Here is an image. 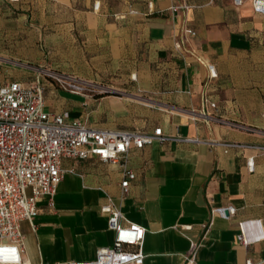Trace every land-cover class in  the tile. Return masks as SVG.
Here are the masks:
<instances>
[{
  "label": "crops",
  "instance_id": "crops-1",
  "mask_svg": "<svg viewBox=\"0 0 264 264\" xmlns=\"http://www.w3.org/2000/svg\"><path fill=\"white\" fill-rule=\"evenodd\" d=\"M88 1L79 10L76 0H0V81L40 80L48 111L89 127H161L170 139L132 149L136 178L124 197L119 166L64 157L57 194L38 200L33 222H21L24 259H95L114 243L101 211L112 198L122 223L146 228L142 264H184L192 241L202 243L197 264H264V14L250 1L137 0L115 13ZM40 68L112 91L73 94ZM227 206L235 208L230 217L213 213Z\"/></svg>",
  "mask_w": 264,
  "mask_h": 264
},
{
  "label": "built area",
  "instance_id": "built-area-1",
  "mask_svg": "<svg viewBox=\"0 0 264 264\" xmlns=\"http://www.w3.org/2000/svg\"><path fill=\"white\" fill-rule=\"evenodd\" d=\"M232 1L236 6L250 1L256 12L264 14V0ZM99 6L98 1L95 8ZM185 34L195 35L196 32L186 28ZM176 46L181 47V43ZM24 66L31 68L29 64ZM209 70L211 78L218 76L214 65H209ZM38 71L53 79L61 89L73 94L89 96L112 91V88L103 84L70 74L44 68ZM211 106L216 107V103L211 102ZM200 114L213 118L211 113L205 111ZM234 125L252 130V127L244 124ZM169 139L161 127L152 133L89 127L81 121L69 120L68 113L48 111L44 86L40 80L30 86L18 80L0 81V264H29L24 259L25 235L21 230V222H33L39 213L38 200L43 196L53 198L57 194L66 171L62 167L64 157L86 159L96 156L119 166L123 172L120 186L124 197L136 178L135 171L129 165L132 149H142L155 141ZM260 148L264 151V146ZM247 166L250 172L254 171L253 157L248 158ZM101 211L109 215V228L114 232L113 245L100 248L93 260H71L67 264H142L146 228L134 222L122 223L124 214L112 198L101 207ZM213 213L228 218L235 213V208L218 207ZM240 239L243 244H249L243 232ZM201 246V242H191L188 252L183 254L184 264H197L196 256ZM252 263V260L247 261V264Z\"/></svg>",
  "mask_w": 264,
  "mask_h": 264
},
{
  "label": "rangeland",
  "instance_id": "rangeland-1",
  "mask_svg": "<svg viewBox=\"0 0 264 264\" xmlns=\"http://www.w3.org/2000/svg\"><path fill=\"white\" fill-rule=\"evenodd\" d=\"M102 6L105 5L107 10L111 13L120 12L130 3L137 0H101ZM76 8L79 10H89L91 5L88 0H76Z\"/></svg>",
  "mask_w": 264,
  "mask_h": 264
}]
</instances>
